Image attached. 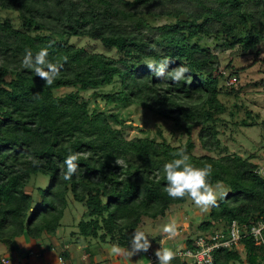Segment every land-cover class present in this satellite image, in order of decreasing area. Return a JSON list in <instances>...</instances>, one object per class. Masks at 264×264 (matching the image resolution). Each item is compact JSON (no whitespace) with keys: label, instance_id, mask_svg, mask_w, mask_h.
<instances>
[{"label":"trees","instance_id":"trees-1","mask_svg":"<svg viewBox=\"0 0 264 264\" xmlns=\"http://www.w3.org/2000/svg\"><path fill=\"white\" fill-rule=\"evenodd\" d=\"M0 11L19 20V27L0 20L1 244L24 235L34 242L57 240L70 194L85 209L78 232L71 233L75 245L83 237L132 250V236L144 232L145 219L164 218L189 197L172 199L165 191L163 165L179 150L197 167L210 164L211 184L228 192L210 207L199 232L223 231L231 222L247 228L264 223L258 167L236 154L211 155L220 146L217 124L226 111L220 96L237 92L217 74V56L200 44L202 38L225 39L256 58L264 47V0H0ZM161 18L170 22L154 25ZM72 38L96 42L115 56L79 47ZM42 48L60 68L51 85L22 67L26 50ZM164 60L168 70L186 66L190 83L155 77L147 64ZM106 87L113 91L97 94ZM64 89L71 91L59 94ZM90 90L106 105H134L170 121L185 143L125 138L113 117L81 96ZM195 138L203 155L193 153ZM70 154L79 168L66 181L63 161ZM37 175L49 186L38 188L34 201L27 188ZM262 240L256 245L242 234L244 257L235 248L220 250L214 264H264V230ZM186 248H193L192 239Z\"/></svg>","mask_w":264,"mask_h":264},{"label":"rangeland","instance_id":"rangeland-1","mask_svg":"<svg viewBox=\"0 0 264 264\" xmlns=\"http://www.w3.org/2000/svg\"><path fill=\"white\" fill-rule=\"evenodd\" d=\"M4 19L9 20L14 26L19 27L17 14L0 11V20ZM168 22H170V19L161 18L153 23L158 26ZM71 43L79 47L93 49L96 52L107 53L109 56H115L113 51L105 52L98 43L87 39L78 40L72 38ZM200 44L207 47L217 56V74H221L224 77L226 86H228V82L232 78L236 77L237 79L230 86L237 93L232 92L220 96V101L225 106L226 111L220 116L221 120L217 124L220 146L211 155L215 158H220L225 155L236 154L249 159L250 162L258 167L259 174L264 178V47L260 46L261 54L255 58L254 53L242 55L237 49H231L228 40L225 39L215 40L213 38H202ZM67 91H71V89L61 90L59 94ZM112 91V87L96 90L97 94L110 93ZM92 94L93 90H90L82 93L81 96L89 100L91 109L97 108L105 112L108 117H113V120L117 122V124L114 122L113 125L122 129L125 138L149 137L157 141L165 140L172 146L183 145L185 143L186 136L177 130L170 121L164 120L134 105H106L104 101L100 98H94ZM244 121L248 124H253V126H243L242 122ZM194 140L195 148L193 153L197 156L203 155L204 152L200 150L197 139L195 138ZM48 186L49 179L42 175H37L32 177L27 191L31 192L34 201H36L38 199L37 189L44 190ZM219 186L223 190H226L223 185ZM210 207L207 209L198 207L188 197L184 204L172 207L164 218L156 221L145 219L142 229L149 240L148 249H151L156 254L159 240L169 236L168 233L163 231L164 225L175 222L177 214L181 215L178 220H181L182 225L185 226L181 228L177 227L176 232L179 236L168 240L165 239L163 244H169L171 241L174 247L176 248V245H178L177 248L179 249L188 239H193L197 235L204 234L197 230V226L209 220ZM84 214V207L73 201L69 194L67 207L57 231L58 242L62 241L63 244H70L72 242L71 245H74V241H71V233L78 232L77 223ZM189 226L192 230L189 229ZM78 242V244L81 243L84 245L85 243L96 244L102 250L110 248L108 245L94 240H85L83 237H80ZM47 245L50 244L44 240V242L42 241L40 244H36L35 247H28L26 248L27 252L21 254L16 260V254L14 252L16 251L15 240L10 245L0 243V260L5 259L9 264H22L24 260H28L29 249L35 252L42 251L43 253H47L48 251L45 249ZM130 251V249H127L126 255H133L132 258L135 260V258L139 259V255L145 250H137L132 252V255ZM238 251L244 257V251L241 245L238 246ZM51 252H54V254L57 253L55 249L50 250ZM68 253L71 255V259L75 257L73 253L81 254L79 250L74 252L69 251ZM77 258L80 259L79 256ZM178 259L183 262L180 258ZM117 261L118 264H128L127 257L124 254H121L120 259Z\"/></svg>","mask_w":264,"mask_h":264},{"label":"clouds","instance_id":"clouds-1","mask_svg":"<svg viewBox=\"0 0 264 264\" xmlns=\"http://www.w3.org/2000/svg\"><path fill=\"white\" fill-rule=\"evenodd\" d=\"M48 49L42 48L36 54L31 50H26L22 60V67L31 69L35 75L41 77L48 85L53 84L59 75L60 68L47 59ZM169 61L164 60L161 63H150L147 66L153 70V75L159 79L170 77L173 83L184 80L190 83V76L185 74L189 72L186 66L179 65L174 69L168 70ZM174 158L163 165L162 171L164 178L167 181L165 191L172 199L184 198L189 196L192 202L201 208L207 209L209 206H214L217 199H223L227 195V191L217 185L215 188L210 182L212 176V166L205 164L203 167H197L189 162V156L179 150ZM64 164V180L72 179L79 168L77 163V155L70 154L63 161ZM163 231L171 236L176 234L175 222L165 224ZM131 255L137 250H147L149 240L144 232H134L131 241ZM114 255H121L122 249L119 245H113L111 249ZM158 264H170L174 259L175 253L170 248L159 249L156 252Z\"/></svg>","mask_w":264,"mask_h":264},{"label":"crops","instance_id":"crops-1","mask_svg":"<svg viewBox=\"0 0 264 264\" xmlns=\"http://www.w3.org/2000/svg\"><path fill=\"white\" fill-rule=\"evenodd\" d=\"M180 217H181V215L177 214V217H176L177 219H175L176 228L177 227L181 228L182 226L183 227L185 226V225H182L183 223L181 222V220H178ZM189 229L192 230V228L190 226H189ZM182 231H184V230H182ZM178 236H179V234L176 232V234L174 236L169 235L168 237H165L164 239H160L158 242V250L163 249V248H170L172 250L176 249L174 251V253H175L178 250L186 248V242L179 249L177 248L178 245H176V248H175L171 241L169 244L168 243L163 244L165 242V239L168 240L171 238H176ZM45 241H48V243L50 244V245H47V247L45 248L46 251H48V252L47 253L46 252L43 253L42 251H36L35 252L32 249H29L28 260L27 261L24 260L22 262V264H60V262L58 261L59 257L62 258L61 264H118L117 260H119L120 256H121V255H119V256L114 255L111 251L112 247L106 248L105 250H102L99 247H97L96 244H91V243H85V245L80 243L77 246H75V243H74V245L72 246L71 245L72 242H70V244H63L62 241L58 242V240H53L52 241L53 243L50 240H45ZM36 244H40V241L34 242V241L30 240L26 235L19 237V238H16L15 239L16 251H14L16 254V257H15L16 260L20 257L21 254H25L27 252L26 248L35 247ZM173 248H175V249H173ZM52 249H55L57 253L56 254H54V252L50 253V250H52ZM77 250H79L81 252V254H76V253L74 254L73 253V255H75V257H73L71 259V255L68 252L69 251L74 252ZM147 250L152 251L151 249H147ZM146 251H143L139 255V259L135 258V260L132 258L133 255L132 256L126 255L127 249H122V254H124L127 257L128 264H147L148 260L146 258V254H145ZM62 254H64L65 257ZM76 256L77 257L79 256L80 259H78ZM155 256H156V254H155ZM174 260L175 259H173L170 262V264H187L186 262H181V261H178L176 263ZM0 264H2L1 260H0ZM154 264H158V261Z\"/></svg>","mask_w":264,"mask_h":264},{"label":"built area","instance_id":"built-area-1","mask_svg":"<svg viewBox=\"0 0 264 264\" xmlns=\"http://www.w3.org/2000/svg\"><path fill=\"white\" fill-rule=\"evenodd\" d=\"M236 82V78H232L228 85ZM264 230V223L259 222L257 225L247 228L239 225L236 222H231L225 230H218L209 234L197 235L193 239V248H183L175 252V256L180 258L183 262L188 264H214V254L220 250H228L235 248L238 250L242 234L247 233L254 239L256 245L263 243L262 231ZM148 260L147 264H154L158 261L155 254L147 250L145 252ZM60 264L62 258H58ZM2 264H8L5 259H1Z\"/></svg>","mask_w":264,"mask_h":264}]
</instances>
